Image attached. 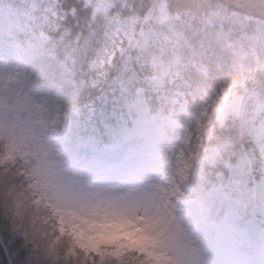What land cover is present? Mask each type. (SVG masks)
Returning <instances> with one entry per match:
<instances>
[{
    "label": "clouds",
    "instance_id": "obj_1",
    "mask_svg": "<svg viewBox=\"0 0 264 264\" xmlns=\"http://www.w3.org/2000/svg\"><path fill=\"white\" fill-rule=\"evenodd\" d=\"M240 6L169 0L162 13L158 4L136 43L155 96L142 115L159 142L154 163L134 179L99 180L70 166L54 139L70 109L50 92L34 94L36 81L19 66L0 65L7 264H193L186 189L229 152L220 130L237 128L264 164V0Z\"/></svg>",
    "mask_w": 264,
    "mask_h": 264
},
{
    "label": "trees",
    "instance_id": "obj_2",
    "mask_svg": "<svg viewBox=\"0 0 264 264\" xmlns=\"http://www.w3.org/2000/svg\"><path fill=\"white\" fill-rule=\"evenodd\" d=\"M221 2L238 11L243 10L240 5L245 9L258 5V0ZM38 4L42 11L53 15L54 26L48 29L49 41L38 45L27 58L23 73L36 81L31 87L34 94L50 92L70 109L60 132L65 138L62 151L69 165L80 166L91 159L92 146L114 141L98 108L102 97L113 93L116 75L130 91L142 89V101L148 108L154 102L155 96L148 84L150 69L139 63L138 54L143 52L136 41L158 4L160 11L166 13L169 0H38ZM170 6L174 8L177 4ZM160 23L164 24L163 18ZM116 29L123 35L122 42L114 51L111 65L106 64L104 81L97 82L101 79L97 63L108 61V51L115 48L111 34ZM158 39L166 40L165 31L158 33ZM91 109L95 111L93 115ZM219 135L228 141L229 152L186 189V214L198 237L193 264H222L217 256V233L210 224L225 217L229 207L225 194L236 202L232 213L237 223L248 222L253 215H258L252 196L254 176L246 155L250 142L235 127L223 128ZM0 264H7L2 252Z\"/></svg>",
    "mask_w": 264,
    "mask_h": 264
},
{
    "label": "rangeland",
    "instance_id": "obj_3",
    "mask_svg": "<svg viewBox=\"0 0 264 264\" xmlns=\"http://www.w3.org/2000/svg\"><path fill=\"white\" fill-rule=\"evenodd\" d=\"M53 18L46 10H41L38 0H0V65L7 62L19 66L23 72L27 58L32 56L35 48L49 41L48 29L54 26ZM111 36L115 48L108 51L107 62L98 61L101 79L97 82L104 81L107 65H111L114 51L122 42L123 35L118 29ZM165 36L167 39V32ZM138 56L141 65L149 66L144 55ZM150 80L151 76L148 84L152 88ZM114 81L113 93H106L98 108L114 141L92 146L89 150L91 159L80 166H72L99 180L136 178L154 163L159 142L158 130L142 115L149 109L142 101V89L130 91L118 75ZM90 112L93 115L95 111L91 109ZM244 137L250 142L246 155L254 176L253 201L258 216L237 223L232 213L236 202L224 195L228 211L221 221L210 224L217 233V256L222 264H264V164L252 154L251 141ZM54 139L63 149L64 136L54 134Z\"/></svg>",
    "mask_w": 264,
    "mask_h": 264
}]
</instances>
